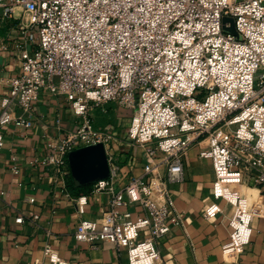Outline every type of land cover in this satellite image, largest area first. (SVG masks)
I'll list each match as a JSON object with an SVG mask.
<instances>
[{"label":"built area","instance_id":"2783aa9c","mask_svg":"<svg viewBox=\"0 0 264 264\" xmlns=\"http://www.w3.org/2000/svg\"><path fill=\"white\" fill-rule=\"evenodd\" d=\"M17 7L29 13L23 29L31 32L15 48L21 70L0 95V129L12 120L27 126L24 116L41 94L60 98L82 120L48 137L42 165L70 175L67 154L102 143L112 180L119 166L106 148L110 135L86 116L110 104L134 109L127 138L143 148V172L123 192L139 211L117 209L124 201L114 193L99 220L78 223L75 240L110 242L126 249L128 264H153L170 232L169 185L184 179L195 146L211 162L213 198L232 207L222 252L244 253L252 211L249 194L233 185L264 188V0H0V22ZM3 143L0 130V149ZM107 178L94 190L111 191ZM78 202L83 212L86 198ZM218 210L212 203L204 213ZM44 254L66 264L48 246Z\"/></svg>","mask_w":264,"mask_h":264},{"label":"crops","instance_id":"0c3cea01","mask_svg":"<svg viewBox=\"0 0 264 264\" xmlns=\"http://www.w3.org/2000/svg\"><path fill=\"white\" fill-rule=\"evenodd\" d=\"M24 26L21 11L0 22V95L8 93L11 79L21 70L15 48L31 32ZM115 111L119 110L110 104L91 112L95 128L110 135L106 148L119 166L112 180L107 178L111 191L94 190V182L76 185L71 172L55 176L42 165L48 137H60L82 120L62 99L41 94L31 113L24 116L27 126L12 120L0 129L4 140L0 149V264H56L44 254L46 246L66 264H128L125 248L117 249L110 242L80 243L74 238L82 219L97 221L111 207L114 193H120L124 201L117 209L130 211L133 217L139 211V206L126 201L123 189L130 176L143 172V148L127 138L130 118L125 122L124 112ZM20 114L19 109L13 112L14 117ZM213 178L210 160L200 157L197 147H190L184 179L169 185L174 206L168 217L170 232L160 239L159 257L153 264H264V188L233 185L241 194H249L252 211L251 240L237 258L222 252L232 207L213 198ZM83 196L86 203L80 212L78 199ZM212 203L219 210L206 215L204 209ZM19 216L21 222L16 221Z\"/></svg>","mask_w":264,"mask_h":264},{"label":"water","instance_id":"95a60500","mask_svg":"<svg viewBox=\"0 0 264 264\" xmlns=\"http://www.w3.org/2000/svg\"><path fill=\"white\" fill-rule=\"evenodd\" d=\"M67 158L72 180L76 185L109 177V165L102 143L71 150Z\"/></svg>","mask_w":264,"mask_h":264},{"label":"rangeland","instance_id":"374dc122","mask_svg":"<svg viewBox=\"0 0 264 264\" xmlns=\"http://www.w3.org/2000/svg\"><path fill=\"white\" fill-rule=\"evenodd\" d=\"M15 11H21V16H23V23H24L25 26H27L28 23H29V13L26 12V11H24V10H23L22 8H20V7H17V8L15 9ZM117 112L119 113V111H115L114 113L116 114ZM132 112H134V109L126 110V111L123 113V114H124L123 117L126 118V119L124 120L125 122H127V119L130 118ZM86 118H89L90 122L92 123V126L95 128L96 123L93 122V119H92L90 116H86ZM128 124H129V123H128Z\"/></svg>","mask_w":264,"mask_h":264}]
</instances>
